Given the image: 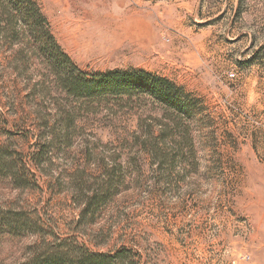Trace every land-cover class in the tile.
Returning a JSON list of instances; mask_svg holds the SVG:
<instances>
[{"label": "rangeland", "instance_id": "rangeland-1", "mask_svg": "<svg viewBox=\"0 0 264 264\" xmlns=\"http://www.w3.org/2000/svg\"><path fill=\"white\" fill-rule=\"evenodd\" d=\"M138 71L183 113L71 92ZM87 254L264 264V0H0V264Z\"/></svg>", "mask_w": 264, "mask_h": 264}, {"label": "trees", "instance_id": "trees-1", "mask_svg": "<svg viewBox=\"0 0 264 264\" xmlns=\"http://www.w3.org/2000/svg\"><path fill=\"white\" fill-rule=\"evenodd\" d=\"M50 41L52 46L57 47L53 38ZM53 41V42H52ZM64 59L71 63L70 57L59 49ZM70 71V70H69ZM70 74L72 72L70 71ZM71 92H79L80 95L92 97L94 95H130L140 93L152 96L157 102L170 109L183 113L182 103L176 91V86L170 80L153 76L145 71L136 73L112 72L106 75L95 76L91 80L86 77L75 83H71ZM85 264H99L104 256L98 254H87Z\"/></svg>", "mask_w": 264, "mask_h": 264}]
</instances>
